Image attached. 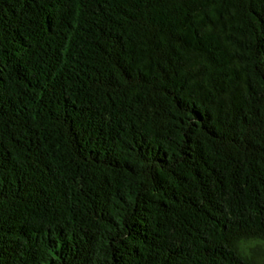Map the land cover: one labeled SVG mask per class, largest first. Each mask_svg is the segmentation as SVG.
<instances>
[{
  "label": "trees",
  "instance_id": "obj_1",
  "mask_svg": "<svg viewBox=\"0 0 264 264\" xmlns=\"http://www.w3.org/2000/svg\"><path fill=\"white\" fill-rule=\"evenodd\" d=\"M0 264H264V0H0Z\"/></svg>",
  "mask_w": 264,
  "mask_h": 264
}]
</instances>
